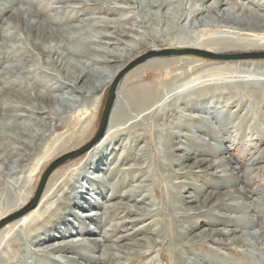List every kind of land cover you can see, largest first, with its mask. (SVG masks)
<instances>
[{
  "label": "rangeland",
  "instance_id": "rangeland-1",
  "mask_svg": "<svg viewBox=\"0 0 264 264\" xmlns=\"http://www.w3.org/2000/svg\"><path fill=\"white\" fill-rule=\"evenodd\" d=\"M6 1L16 2L17 0H0V24L2 21L6 22L0 25L2 31L7 27V23H9L5 19L9 17L10 13L7 12V10H3L8 7L6 6L8 5ZM27 1H29V4H16L14 9L21 8L30 10V12L34 13L35 18L40 21V23L42 22L44 26L46 24V19L53 23L51 28L52 31L48 29L49 34H46L48 36L44 35L45 38L38 40L43 44V47L48 46L50 42L51 45L58 47L60 51L68 49L81 53V56H75L64 52L63 56L57 59V65H53L55 70V72H53L54 79L53 76L51 77L46 74V65H49L47 60H49L50 57L41 55L38 51L33 49L32 44L26 40L21 21L17 19L14 20L12 26L18 29L14 30L10 28L6 31V38L0 37V70L4 67H10L11 65L17 66L21 72L32 70L29 75H31L32 80L36 82V89L34 91L44 93L47 91V86L56 89L57 82H59L57 79L61 77L62 71L68 70V72H74L76 70L73 69L75 66L85 68L90 74H96L98 71L104 69L111 72L113 66L120 64L119 61L110 64L92 61L94 58L100 59L102 56L106 58L110 57L108 52L101 51L97 53L94 51V49H99L101 46L108 49L110 52L119 54L126 53L124 54L126 57H123V59L128 60V58H130L121 65L122 67H120L119 70H116L117 72L115 71V74L114 72L112 74L110 73L111 76L113 74L115 76L111 79L109 85H105L99 92L92 93L90 96L88 95L89 97L87 96V99H78L77 102L68 109L61 107L53 100L47 111H49V113L57 111L58 118L54 121H50L43 115L37 116L39 119H43L44 122H49V124H51L49 131H47V129H42L38 125L36 127V121H31L35 115H33V118L29 114L26 118L20 117L18 120H14V115L26 116L28 114V108L31 105H35L36 102L33 100V97H26L28 93L24 95H13V92L7 91L3 87L7 79L2 78V80H0V119L4 116L0 123L3 125L7 123L13 125L19 123L34 124V128H40L39 131L47 136L45 144L57 136H61L62 138H77L78 136L81 138L82 135V140L80 142H76V140L73 139L71 145H66L63 151L50 159H48L49 153L45 155V144L43 145L40 151L41 154L35 155L27 167L23 169V173H20L18 176V185H16L17 187L15 188L19 190L23 189L26 194L25 196L29 194V198L25 205L17 211L22 210L30 204L43 173L53 161L65 154L80 150L81 147L87 145L94 138L99 128L107 91L116 76L131 62L149 51L154 50L151 46H159V49H168L170 46L168 44L172 41L175 42V40L192 41L193 37L205 39V37L209 35L227 31V28L220 24L216 25V27L214 25L213 27L200 28L198 27L199 23H196L195 27H191L189 24L184 25L185 21L182 23L183 25L178 24V27L175 29H165L164 25H162L163 21L159 23L151 21L150 18L143 15V12L135 11L130 1L127 0H80L81 3L91 4L88 6L81 5L80 3L78 4L77 0H69L64 4L57 3L58 0H39L42 4L46 5L47 3L51 7L48 11L40 10V14L37 8H35L37 5L34 1ZM240 1L249 6V8H253L255 11L264 14V10L255 8V5L257 7V5L262 4L264 0H250L249 2H247L248 0ZM110 5H115L119 8L104 13L98 12V6L105 7ZM197 5H199V3L195 4V6ZM71 7H75V9L71 11ZM62 10L67 11L61 13ZM147 10L150 13L155 11V8ZM58 11L60 12L58 13ZM130 17H132V19L126 24H123L125 27L122 26L126 29V33L129 32L128 34L130 37L126 36L116 44L115 41L111 39L113 32L111 24L110 27H104V22L114 21L122 24V19ZM149 20L150 22H147ZM141 21H146L145 23L148 25L145 24L147 29L145 26L142 27V24L137 25L141 23ZM45 30L47 29L45 28ZM136 31L138 35L135 34ZM142 33L144 35H141ZM100 34L106 37L101 38L99 37ZM10 35L11 37H9ZM139 35L144 36L143 40H145L141 44H134L140 42L142 39ZM48 37H50V39ZM131 37L134 38L132 39L133 41ZM90 38L100 41L101 44H88L86 41ZM136 45L137 48H133L135 52L133 50H125V48L130 50L129 46ZM255 51L256 50H254V52L250 51V53H258ZM223 53L237 54L238 52ZM172 60L173 62H171ZM220 62L221 61H214L195 55L159 57L157 59H149L123 74L117 86L116 101L104 135L107 130L110 131L109 133L111 134L115 130L131 127L129 131L124 134H117L119 133L117 132V135L114 133L115 135L104 144L100 145L101 147H96L102 140L101 139L82 155L58 166L48 177L43 191L50 189V186L56 189L57 184L63 179L68 182V185H74L79 175L82 173L87 174V171L83 170V165L88 160H103L106 162V165L103 166V172L94 174L100 177H102L104 170H110L114 166L118 168L122 165L120 166L121 169L128 167H133L135 169L143 166L146 170L140 175L139 181L148 177L147 180L149 183L146 182L144 185L145 190H147L146 194L149 198L135 205L136 207H145L147 205L148 210H152L154 213H151V217L147 218L148 220L150 219V222L145 217L142 218V215L138 216L137 219H141L140 221L143 222H140L136 227L124 228L120 234L125 235V232L128 231H130L129 233L131 234L142 227L147 231L153 232L137 233L129 235L126 237L127 239L122 242L116 241L120 234L111 237L108 228L124 217V214L115 211L107 212L104 207H102L103 209L91 210L92 215H94V213L99 215L104 212L102 217H98L95 221L89 220L84 223L86 228L95 230L94 233L88 235V237L84 239L85 244L81 245L82 248L75 250L71 249L70 251L67 250L64 253L57 252L55 256H49L50 258L54 257L51 258L52 260L58 262L57 264H95L99 262L98 258L103 255V252L110 253V251H107L108 249L117 247V245L124 246L125 244L129 245L139 242L141 245L136 251L139 252L138 254H149L148 258L134 259L138 254L133 255L134 253H125V257L120 260L117 259L114 263L96 264H150L151 261V264H264V86L261 84L253 85L250 82L245 86L240 85L242 83L240 80H264V76L257 74L249 75V73H238L239 71H236L238 69L240 71L243 70V67L241 68L242 65H236L238 62V64L245 62V65H243L244 67H246V65L256 67L257 65H264V59L235 60L231 61V63L226 61L223 63ZM228 63H235V67L233 65H227ZM33 64L34 66H32ZM51 66L52 64L50 67ZM217 67H219L218 69H229L232 67L233 70H231L230 73L223 72L219 75L211 74V72L217 70ZM187 72V78L175 80L176 76L184 75ZM148 75L149 77H147ZM205 75H207V77ZM59 80L62 82V79ZM163 80L169 82L163 84ZM237 80L239 82H236ZM224 81L238 84H236L234 88L226 89L225 87L231 84H221ZM27 84L29 88L34 85L33 81H29ZM206 84H214V86L221 85L210 92H205L202 91L201 88H209L211 86ZM142 86H153L154 97L149 100L150 103L148 102L146 105L141 106L139 110H132L128 106L126 96ZM185 87L187 88L185 89ZM65 91L62 92V90H58L53 92L52 95L57 96ZM34 93L35 92L29 94L33 96ZM14 96L16 98H14ZM78 110L82 111V113L86 112V115L91 113V117L86 120L82 119L80 121V126L79 124H76L77 126L75 125L76 127L73 128L74 131L72 128L68 129L67 127L62 129L71 122L74 113ZM161 111H163V113L160 114L159 112ZM10 116H12L13 119ZM54 126H56L57 129H55ZM81 126H84V129H81ZM2 131L3 134H11L10 131L5 129ZM168 133L175 134V137L171 138L172 146H179L187 149L189 152L188 158L184 157L185 159H181L180 162H177V157H172L171 154L180 156L182 154L181 152L172 150L168 154L165 153L167 148H163V146L166 144L165 139ZM140 149H142V152H140ZM139 153L142 154L141 160H139L140 164H134ZM101 155L104 157L103 159L98 157ZM121 157H131L132 160L122 161V159H120ZM38 158H40V162L35 166L34 164ZM118 159L120 160L118 161ZM201 159L205 161L198 163L197 167H191L194 161ZM122 162H124L125 165H123ZM220 162H222V165L218 166L219 168H212V166H216ZM58 173H61V178H54V182L50 184L51 178ZM31 174L34 176V183L32 187H25L24 178ZM106 177V180H108L109 174H107ZM119 179H125V181L129 182V185L127 184V186L121 190L122 192L129 189L133 184H139L138 181L134 182L130 173L126 172L114 174L112 179L105 181L104 184L100 181L93 182L84 180L81 182L78 180L77 185H79V183H84L85 187L89 186L91 190L88 192V195H86L87 199L83 201V205H85L86 201H93V198L96 199L98 203L104 204L105 200L103 196H105L109 187L118 183ZM0 181H4V179L0 178ZM176 183L178 186L180 185L183 187L182 191H180V196L189 194L194 198H198L199 202H202L200 204L201 207L199 208V205L197 209L187 210V207H194V205L197 204H181L182 201H184L183 198L179 199L178 202L182 205L184 210L174 208V206L179 203L175 204L177 199L173 202L168 194L173 190V184ZM64 185L65 186L57 190L59 197L68 187L67 184ZM97 193L99 194L98 196L96 195ZM141 194L143 193L134 194L133 198L135 200H140ZM25 196L23 195V197ZM61 198L63 199V196ZM7 199V202H2L0 207L4 206L3 208H5V204H11L14 200L12 196L7 197ZM115 201L118 202V200L115 199L108 203L111 204ZM51 202L49 205H55V219H63V217L68 214L67 212L70 205L69 207H64L60 204V200L57 201V198L53 199ZM63 202L67 204L69 201L67 202V200H64ZM132 203V205H134V201ZM148 204H153V206H148ZM36 207L33 210H35ZM71 211L73 217L70 216L67 219L73 223L74 226H72V228L68 227L73 231L74 228L76 229L80 220L79 215H77L78 217L74 216L76 213L83 214L84 212L78 209H72ZM12 214L13 213H9V215L7 214L3 217L0 216V221ZM125 220L131 221V219L128 218ZM57 223L58 221L56 224ZM7 225L2 227L0 231ZM57 227L54 226V228ZM158 231H160V233L156 234ZM2 234L4 233H0V235ZM228 234L229 236H227ZM21 235L24 237L22 241L27 244L28 239L25 238L24 233H21ZM75 237L78 238V236ZM38 238H43V235H40ZM68 238L70 237H66L65 239ZM18 239H20V236ZM80 239H82V236ZM107 239H109V241H106ZM27 246L28 248L26 247L24 251L31 253L30 255H26V261L29 264L46 263V261L35 258L33 250L36 246H34V244H29ZM22 248L23 246L10 260L2 261L4 257L1 256L0 264H9L7 262L20 255ZM77 253L82 255V258L85 256L82 253H86L94 262L85 263L82 258L75 255ZM64 256L75 258L72 261H67Z\"/></svg>",
  "mask_w": 264,
  "mask_h": 264
},
{
  "label": "bare ground",
  "instance_id": "bare-ground-1",
  "mask_svg": "<svg viewBox=\"0 0 264 264\" xmlns=\"http://www.w3.org/2000/svg\"><path fill=\"white\" fill-rule=\"evenodd\" d=\"M33 1L40 8L39 9L36 5H34V6H36L35 8H37L39 14L41 13L40 10L48 11L51 9V7L47 3H46V5L42 4L40 2L41 0L40 1L39 0H37V1L33 0ZM67 1H69V0H58L57 3L64 4ZM77 1H78V4L80 3L81 5H84V6L91 5L88 3H81L80 0H77ZM122 1H125V0H122ZM127 1H130L131 5L133 6V9L135 11L143 12V15L147 18H150L151 21H153L155 23H159L160 21H163L162 25H164L165 29H169V30L175 29L176 27H178L177 26L178 24H182L184 21H185L184 25L189 24L191 27L192 26L195 27L196 23H199L198 27H200V28H208L209 26L213 27L214 25L216 27V25H219V24L223 25L224 27L227 28V31H225V32L222 31L221 33L209 35L208 37L204 36L205 39H202L199 37H193L192 41H189V40L185 41V40H181V39L177 40V41L175 40V42L172 41L168 44V45H170L168 49H175V50L195 49V50H201V51H206V52L216 53V54H224L223 52L250 53V51L254 52V50H256L255 52H264V14L259 13L258 11H255L253 8H249V6H247L245 3L241 2L240 0H190V1L189 0H127ZM249 1L250 0H248L247 2H249ZM28 2L29 1H27V0H17L16 2L6 1V4H8L6 6H8V7H6L3 10L4 11L7 10V12L10 13L9 17L7 19H5L9 23H7V27L5 29H3V31L0 29V37L6 38L7 37L6 31L9 30L10 28H12L14 30L18 29V28H14L12 26V22L14 20L17 19V20L21 21L22 28L25 31L26 40H28L32 44L33 49L38 51L39 54H41V55H45V56L47 55V57L48 56L50 57V59L47 60L49 65H46V69H47L46 74L52 77L53 72H55L53 65H55V66L57 65V62H56L57 59L62 57L64 52L69 54V55L72 54L75 56H78V55L81 56V53H79L78 51H71L68 49H65L64 51H60V49L58 47H56L55 45H51L50 42H49L48 46L43 47L42 46L43 44H41L38 40H40L41 38H45L44 35L49 34L48 29L50 31H52L51 28H52L53 23L46 19L45 20L46 24L44 26L42 24V22L40 23V21H38L35 18L34 13L30 12V10H24L21 8L14 9L16 4H21V3L29 4ZM196 3H199V5L195 6ZM66 8H68V7H66ZM118 8H119L118 6H115V5L111 6L110 5V6H105V7L104 6H98L97 9H98L99 13H104V12H109L112 10H117ZM152 8H155V11L149 13V11L147 9L150 10ZM255 8H260V9L264 10V1L262 2V4L257 5V7L255 5ZM74 9H75V7H73V8L71 7V11H73ZM66 11L67 10H62L61 13H65ZM59 12L60 11H58V13ZM76 12H78V11H76ZM185 12H187V13H185ZM30 15H31V18H30ZM26 16H27V18H26ZM131 19H132V17L122 19L121 20L122 24L114 22V21H111V22H104L103 21L104 27H110V24H111V27L113 28L111 39H113L116 44L119 43L122 40V38H124L126 36L130 37L128 34L129 32L126 33L127 31L124 28L125 26L123 24H126ZM145 22L141 21V23H138L137 25L142 24L141 26L142 27L145 26V28L147 29V27H146L147 23H145ZM147 22H150V20ZM4 23H6V22L2 21L1 24L3 25ZM122 26H124V27H122ZM152 26H151V28H152ZM45 28L47 30H45ZM151 31H153V30H151ZM54 34H56V33H54ZM135 34L138 35V32L136 31ZM159 34H161V33H159ZM18 35H21V34H18ZM141 35H144V34L142 33ZM46 36H48V35H46ZM9 37H11V35ZM99 37L102 38V37H106V36H104L103 34H100ZM140 37H142L140 42L134 43V44H137V45L141 44L145 40V39L143 40L144 36H140ZM48 38L50 39V37H48ZM132 39H134V38L131 37V40ZM25 42H27V41H25ZM86 42L88 44H91V43L99 44V45L101 44L100 41H97L96 39H92V38L88 39ZM96 42H98V43H96ZM52 44H53V42H52ZM137 45L136 46H129L130 50H128L126 48H125V50H127V51L133 50L134 51V49L137 48ZM127 46H125V47H127ZM104 47H106V46H104ZM158 47L159 46H157V47L151 46V48L154 49V51L166 50V49H159ZM94 51H96L97 53H100L101 51L102 52H108L110 54V57L106 58V57L102 56V58H100V59L94 58L92 61H97V62H101L104 64L105 63L110 64V63H115L116 61H119L120 64L117 66H113L111 69V72L104 69V70L98 71L96 74H90L88 71L85 70V68H79L78 66L77 67L75 66L74 68L72 67L74 70L76 69L74 72H68V70L67 71L63 70L61 77L59 78V79H62V82H61V80L56 78L59 81V82H57V88L53 89V87L47 86V91H45L44 93L34 91L36 89V87H35L36 82H34V80H32V78H31V75H29L32 70H28L27 72H21V70L17 66H13V65H11L10 67H4L3 69H1L0 70V80H2V78L7 79V82L6 83L4 82L5 84H3L4 89H6L7 91L13 92L12 93L13 95H17V94H19V95L23 94L24 95V94L28 93V95H26V97H28V96L31 98L33 97V100L36 102L35 105H31L28 108V111H27L28 114L26 116L14 115L13 116L14 120L16 121L20 117L26 118L29 114L33 118V115H35L31 121H36V124H35L36 127L38 125L42 129H45V130L47 129V131H49L51 124H49V122H47V123L44 122L43 119H39L37 116L43 115V116H45V118L47 120H50V121L56 120L58 118V112L54 111L52 113H49V111H47V109L50 108L49 105L51 104V102L53 100H55L57 102V104L60 105L61 107L68 109L69 107L73 106L77 102L78 99H80V98L81 99L82 98L87 99L88 95L90 96L92 93L99 92V91H101V89L105 85H109L111 79H113V77L115 76L114 74L117 72L116 70L117 69L119 70L120 67H122L121 65L126 62L127 59H123V57H126L124 55L126 53H120L119 54V53H115V52H110L108 49L103 48V46H101V48H99V49H94ZM54 57H55V59H54ZM129 58H128V60H129ZM171 62H173V60ZM223 62H225V61H221L220 63H223ZM160 63L166 64L167 62H160ZM229 63H231V62H229ZM229 63L227 65H233L234 66V64H235V63L234 64H229ZM238 63L236 65H238V66L242 65L241 68L243 67L242 68L243 70H241V71L239 69L236 70V71H239L238 73H246V74L249 73V75L250 74H257L260 76H262V75L264 76V65H260V66L257 65L256 67L253 66L254 67L253 68V67H250L247 65H246V67H244L243 65H245L244 64L245 62L240 63V64H238ZM51 64H52V66L50 67ZM32 66H34V64ZM60 66H62V65H60ZM232 67H230L229 69H226L223 67H222L223 69H218L219 67H217V70L215 72H211V74H216V75L218 74L219 75L220 73H223V72L230 73L231 70H233ZM108 68H109V66H108ZM113 72H114V74L111 76L110 73L112 74ZM187 74H188V72L184 75L176 76L175 80H182L187 76ZM16 75H18V76H16ZM165 76H167V75H165ZM205 76L207 77V75H205ZM147 77H149V75ZM53 78H54V76H53ZM237 78H239V77H237ZM29 81H31V82L33 81V83H34V85H32L30 88L28 87V84H27ZM240 81L242 82L240 84L242 86L247 85L249 82L253 85L261 84L264 86V80H262V79H253V80L249 79L246 81H242V80H240ZM165 82H169V81H164L163 84ZM236 82H239V81L237 80ZM221 84H231V85L225 87L227 89V88H234V86L238 83L232 84L230 81H224ZM221 84H219V85H221ZM206 85H209V86L211 85V86L209 88L208 87L201 88L202 91L210 92L211 90H214V88H217L219 86V85L214 86V84L213 85L212 84H206ZM193 86H194V84H193ZM186 88L187 87H185V89ZM191 88H192V86H191ZM58 90H62V92L65 90L66 91L64 93H60V95H57V96L52 95L53 92L58 91ZM33 92H35L33 94V96H30L29 93H33ZM61 95H62V97H61ZM64 95H66V96H64ZM153 97H154L153 86H142V87H139L138 90H135L133 93L126 96V100H127L128 106L132 110L137 111L141 108V106L146 105L148 102L150 103L149 100ZM14 98H16V97L14 96ZM50 98H51V100H50ZM159 113L161 114V113H163V111H161ZM3 117L4 116L1 117L0 122H2ZM10 117L12 118V116H10ZM90 117H91V113L89 115H86V112L82 113V111L78 110L74 113V116L72 117L71 122H69L62 129L67 127L68 129L72 128V130H73V128H75L78 124L80 126V121L82 119L86 120ZM0 128H1L0 129V178L4 179V181H0V205L2 204V202L3 203L7 202V200H8L7 197L12 196L14 199L12 203L10 202L11 204H8V205L5 204V206H6L5 208H3L4 206L0 207V216L3 217L7 214L9 215V213L11 214V213H14L15 211L19 210L27 202V200L29 198L28 197L29 194H27V196H25L26 194H25L23 189L19 190L18 188H15V187H17L16 185H18V180H19L18 176L20 173H23V169L26 168L27 165L30 163V161L33 160V157L35 155L41 154L40 151H41V148L43 147V145L45 144V142L47 140V136L45 134H42L41 131H39L40 128L36 129V128H34V124L31 125L30 123H19L17 125L16 124L13 125L10 123L3 125L2 123H0ZM54 128L57 129L56 126H54ZM130 128L131 127L124 128L122 130H115L111 134L109 133L110 131L107 130L104 137L102 138V140L99 142V144L96 147H101L100 145L104 144L107 140H109L111 137H113L117 132H119L117 134H120V133L124 134L127 131H129ZM3 129L10 131L11 134H3V131H2ZM81 129H84V126L83 127L81 126ZM1 132H2V134H1ZM43 132H45V131H43ZM172 137H175V134L168 133V136L165 139L166 144H164V146H163V148H167L165 150V153L168 154L172 150L181 152L182 154L180 156L171 154L172 157H175V158L177 157V159H176L177 162H180L181 159L182 160L185 159L184 157L188 158L189 152L187 149H185L184 147H179V146L173 147L172 146V142H171ZM73 139H75L76 142H80L82 140V135H81V138H79L78 136H77V138L76 137H72V138L71 137H64V138H62L61 136H57V137L53 138L48 143H46L44 146V153L46 152L45 155H47L49 153L48 159L55 157L56 155H58L61 151H63L65 149L66 145H68V144L71 145L72 144L71 141ZM140 152H142V149H140ZM45 155H43V156H45ZM98 157L102 158V159L104 158L102 155L98 156ZM141 157H142V154L139 153L136 157L137 159H135V161H134V164H140L139 160H141ZM120 159H122V161H127V160H130L131 157H125V158L121 157ZM120 159H118V161ZM204 161L205 160H203V159L196 160V161H194V164L191 167H193V166L197 167L198 163H201ZM39 162H40V158H38L36 160V163L34 165L37 166V164H39ZM117 164H118V162H117ZM122 164L125 165L124 162H122ZM105 165H106V162H104L103 160H98V161L88 160V161H86L85 164L83 165V170L87 171V174L82 173L81 175H79L74 185H68V182L63 179L62 181H60L57 184L56 189H53L50 186L49 187L50 189H48L47 191H43V193L41 195V199L38 202V206L36 207L35 210H33L30 213H27L23 217H20V219L18 218V220L12 222L11 224L7 225L4 229H2L0 231V233H4V234L0 235V257L1 256L4 257L2 259V261H7V260L12 259L14 257V255H16L20 251L21 247L23 246L20 255L17 258H15V259L7 262V263H9V264H29L26 261V255H30L31 253L27 252V251L25 252L24 249L26 247L28 248L27 245L34 244V246H36V248L33 250V253L35 254V258H38L41 261H46V263L57 264L58 262L51 259L54 257L50 258L49 256H52V255L55 256L57 252L64 253L67 250L70 251L71 249L75 250L78 248H82L81 245L85 244L84 239H86L88 237V235L94 233L95 230L86 228L84 223L88 222L89 220L95 221V219H97L98 217L99 218L102 217V214L104 212L102 214H99V215L97 213H94V215H92L91 210L101 209L102 207H104L107 210V212L115 211V212H121L124 214V217H122L121 219L118 220L119 222L116 221L115 224H112L109 226L108 231L110 232L111 237L119 235L124 230V228H131L132 226L136 227L137 225L140 224V222H143V221H140L141 219H137L138 216L142 215V218H144V217L146 219L150 218L152 215L151 213H154V212H152V210L149 211L147 208V205L145 207H136V205H135V204H140L143 200H146L149 198V196L146 194L147 190H145V185H144L146 182L149 183V181L147 180L148 177H145L146 179L139 181L140 175L143 172H145L146 168L141 166V167H137L135 169L133 167H128V168L123 167L124 169H121L120 166H122V165H120L118 168H117V166L113 165L114 167L112 169H110L111 171L108 169L104 170L102 177H100L99 175L95 176L94 174H98L99 172H103V166H105ZM221 165H222V162H220L216 166H212V168L217 169V168H219L218 166H221ZM125 167H127V166H125ZM17 169H19V170H17ZM167 169H168V167H167ZM121 172L130 173L132 175V179L134 180V182L138 181L139 184H137V185L133 184L132 186H130L129 189L122 192L121 190H123V188H125L127 186V184L129 185V182L125 181V179H119L118 183L114 184L112 187H109L105 196H103V198L105 200L104 204L98 203L96 201V199L93 198V201L92 200H89V202L86 201L85 205H83V201L87 199L86 195H88V192H90L91 190H90L89 186L85 187L84 183H82V184L79 183V185H77L78 180H80L81 182H83L84 180H86V181L89 180V181H93V182L100 181L101 183L104 184L105 181L111 180L114 174L116 175V174H119ZM107 174H109L108 180H106ZM60 175H61V173H58L53 178H51L50 184H52L54 182V178L60 179L61 178ZM34 180L35 179H34V176H32V174L26 176L24 178V181L26 184L25 187H27V186L32 187ZM64 184H67L68 187L62 193V195L59 197L57 190L62 188L63 186H65ZM182 189H183V187H181L180 185L178 186L177 183L173 184V190H171L170 194H168V195H170L169 196L170 199H172L173 202H175L174 200L177 199V202L175 203V204H177V203H179L178 202L179 199L184 198V201H182L181 204H184V205H190L192 203L197 204V205H194V207H187L186 208L187 210L188 209L189 210L197 209L198 206L202 202L200 203L198 198H194L193 196H191L189 194H187L186 196L183 195L184 197L180 196V191H182ZM141 192L143 193L140 195L141 199L135 200L133 198L134 197L133 195L138 194V193L140 194ZM23 195L25 197H23ZM96 195L98 196L99 194L97 193ZM62 196H63V199L61 198ZM55 198H57V201L60 200V204L63 205L64 207H66V206L69 207V205H70L68 212H67L68 214H66L63 217V219H60V218L55 219V214H56L55 205L54 206L49 205V203ZM115 199H117L118 202L115 201L114 203H111V204L108 203L110 201H114ZM64 200H67V202L68 201L69 202L67 204H65L63 202ZM4 201H6V202H4ZM133 201H134V205H132ZM204 202H206V201H204ZM105 204H109V205H105ZM181 204L179 203L178 205L174 206V208L179 209V210H184L182 208ZM103 205H105V206H103ZM148 206L152 207L153 204H148ZM200 207H201V205L199 206V208ZM72 209H78V210H82V212H84L83 214L76 213V215L74 216V217H78L77 215H79L80 220L78 219L79 223H78L76 229L74 228L73 231H71V229H69L68 227L72 228V226H74V225L72 222H70L67 219L70 216L73 217L72 211H71ZM173 210H175V209H173ZM155 212H156V210H155ZM73 213H75V212H73ZM104 216H105V214H104ZM127 218L131 219V221H126L125 219H127ZM107 220H108V218H107ZM57 221H58V223L56 224ZM103 221H104V219H103ZM54 226L55 227L59 226V227L54 228ZM129 232L130 231L125 232V235L120 234V236L118 237V239H116V241L122 242L125 239H127L126 237H128L129 235H134V234L143 233V232L148 233L150 231H147L144 227H142V228L137 229L135 232H133L131 234ZM152 232H150V233H152ZM21 233H24L25 238L28 239L27 244L24 241H22L24 237L21 235ZM52 233H54V234H52ZM159 233H160V231L156 232V234H159ZM40 235H43V238L39 239L38 237ZM19 236H20V239H18ZM75 236H78V238ZM81 236H82V239H80ZM227 236H229V234ZM66 237H70V238L65 239ZM106 241H109V239H107ZM241 241H243V240H241ZM99 243H101V242H99ZM140 245L141 244L139 242L129 244V245L125 244L124 246H118L117 245V247H114V248L107 250V251H110L111 254L103 252L102 253L103 255L101 254L102 256L100 258H98L99 262H96V263H114L117 259L120 260L123 257H125L126 256L125 253H134L133 255L138 254L139 252L136 251V249H138L140 247ZM82 254L85 255V256H83V258H82V255H80L78 253L75 255L76 256L78 255L79 258H82L85 263H93L94 262L92 260V258H89L86 255V253L85 254L82 253ZM148 255L149 254H145V253L138 254L134 257V259H145V258H148ZM20 256H21V258H20ZM64 257H65V259H67V261H72L75 258V257L71 258L69 256H64ZM151 263H152V261L150 262V264Z\"/></svg>",
  "mask_w": 264,
  "mask_h": 264
},
{
  "label": "water",
  "instance_id": "water-1",
  "mask_svg": "<svg viewBox=\"0 0 264 264\" xmlns=\"http://www.w3.org/2000/svg\"><path fill=\"white\" fill-rule=\"evenodd\" d=\"M185 55H195V56L203 57V58L214 60V61H226V62H231L235 60L264 59V52L216 54V53H210V52L195 50V49H181V50L166 49V50H160V51L151 50L148 53L140 56L138 59L131 62L119 75H117L116 78L111 83L107 91L106 102L102 110L99 128L94 138L87 145L81 147L80 150L65 154L59 157L58 159H56L55 161H53L49 165V167L46 169V171L43 173L40 179V182L38 184V187L33 195V198L30 201V204H28L22 210L13 213L11 216L1 219L0 229L4 227L5 225H7L8 223L14 220H17L18 218L26 215L27 213L32 211L37 206L48 177L58 166L65 163L66 161H69L77 156L82 155L88 149H90L94 144H96L99 140L102 139L104 132L108 126L109 119H110V116H111V113H112V110H113V107L116 101V95H117L116 90H117L118 83L125 72L136 67L137 65L141 63H144L145 61L149 59H157L159 57H171V56L178 57V56H185Z\"/></svg>",
  "mask_w": 264,
  "mask_h": 264
}]
</instances>
